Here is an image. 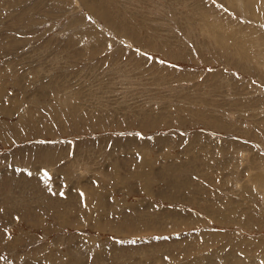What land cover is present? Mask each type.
<instances>
[{
	"label": "rangeland",
	"instance_id": "374dc122",
	"mask_svg": "<svg viewBox=\"0 0 264 264\" xmlns=\"http://www.w3.org/2000/svg\"><path fill=\"white\" fill-rule=\"evenodd\" d=\"M0 264H264V0H0Z\"/></svg>",
	"mask_w": 264,
	"mask_h": 264
},
{
	"label": "snow or ice",
	"instance_id": "6c2138e0",
	"mask_svg": "<svg viewBox=\"0 0 264 264\" xmlns=\"http://www.w3.org/2000/svg\"><path fill=\"white\" fill-rule=\"evenodd\" d=\"M46 175H47V173H46Z\"/></svg>",
	"mask_w": 264,
	"mask_h": 264
},
{
	"label": "bare ground",
	"instance_id": "6f19581e",
	"mask_svg": "<svg viewBox=\"0 0 264 264\" xmlns=\"http://www.w3.org/2000/svg\"><path fill=\"white\" fill-rule=\"evenodd\" d=\"M65 221V220H64Z\"/></svg>",
	"mask_w": 264,
	"mask_h": 264
}]
</instances>
